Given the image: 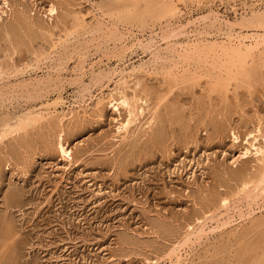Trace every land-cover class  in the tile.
I'll use <instances>...</instances> for the list:
<instances>
[{
  "label": "rangeland",
  "instance_id": "rangeland-1",
  "mask_svg": "<svg viewBox=\"0 0 264 264\" xmlns=\"http://www.w3.org/2000/svg\"><path fill=\"white\" fill-rule=\"evenodd\" d=\"M6 1L12 13L0 0V8L9 12L0 19V69L8 72L0 75V130L4 123L13 126L28 110L56 97L60 85L57 90L52 85L40 91L33 86L36 80L55 82L59 76L66 105L58 112L62 109L66 114L68 106L75 109L82 102L87 108L76 109L80 114L70 122L55 127L50 126L52 119L46 120L1 140L0 264H152L160 258L157 264H169L164 260L167 251L182 243L191 227L196 230L206 217L214 220L205 221L199 243L191 237L180 264H264V200L259 198L251 211L242 204V218L237 211L227 216L220 208L222 198L235 199L242 183L257 173L252 158L240 156L247 135L260 128L264 136V70L250 81H227L223 90L213 88L210 74L223 78L224 70L216 65L214 72L207 73L211 58L201 66L191 65L186 83L180 80L182 69L176 84L160 73L171 68L174 49L181 50L184 43L225 41L227 23H237L235 30L242 36H261L262 30L238 24L251 11L262 13L264 0H160L180 11L170 20L173 27L200 17L204 26L189 25L182 36L166 42L154 38L151 50L143 54L136 49L125 59L126 93L144 96L156 113L149 129L145 126L146 131L143 127L125 141L118 137L117 128L127 118L126 112L109 106V96L118 98L114 90L119 78H106L96 86L91 72L123 70L114 55L125 44L130 46L133 37L147 41L159 33V26L151 34V30L118 24L97 10L106 5L105 0ZM51 4L57 5L54 17L48 13ZM75 17L84 30L67 38L66 53L50 54L54 39L75 31ZM98 23L103 33L115 29L121 40L108 42L95 31ZM195 30L204 32L202 37ZM78 46L88 52L83 51L87 59L80 79L73 54ZM40 53L50 58L35 66L34 54ZM141 62L148 73L129 77L131 66ZM251 66L249 59L246 69ZM100 94L104 100L98 110L93 99ZM59 137L72 151L71 162L62 160ZM245 244L252 250H241Z\"/></svg>",
  "mask_w": 264,
  "mask_h": 264
},
{
  "label": "bare ground",
  "instance_id": "bare-ground-1",
  "mask_svg": "<svg viewBox=\"0 0 264 264\" xmlns=\"http://www.w3.org/2000/svg\"><path fill=\"white\" fill-rule=\"evenodd\" d=\"M105 1H106L105 2L106 5H104L101 8L102 9L105 8L107 13L106 12L102 13V11L100 10L101 8H98V7H97V10L99 12H101V14L103 16H108L109 18L110 17L115 18L117 21L116 23H118V24L128 25V26H131L132 28L137 27L138 30L141 29L140 31H142V32L144 31V29L145 30L147 29L149 31L151 30L150 31L151 34H154L153 30L157 26H159L158 27L159 33H155L153 37L148 36L150 38L148 40L146 39L147 40V41H145L146 43L142 41L143 39L140 40L136 37L134 38L133 35H132V37H133V41H132V37L130 35L131 41H132V43L130 42V46H126L128 44H125L124 46H122L120 48L121 51L118 54L114 55V57L112 55L113 58H117L118 62L121 63L122 66H124L123 70L122 69L118 70L119 71L118 73L116 71L117 70L116 68L112 72H110V71L104 72L102 70L98 71L97 73H94L93 71L91 72L90 80L96 86L102 80H104L106 78H108L107 79L108 81H110L113 78V76H116L119 78L118 82L115 81L116 83H118V86L114 90L115 94H117L118 98L117 99L113 98L114 97L113 95L109 96V98H110L109 99L110 100L109 106L113 111L119 112L120 110H123L124 112H126L127 118L123 122H121L117 128L118 137L121 138L120 140L125 141L130 136H134L136 131L141 132L143 127L145 128V126H146L149 129L156 120L155 119L156 113L154 112L155 107L151 108L150 106H148V104H147L148 100L146 98H143L144 96L142 98H140V97L138 98L135 94V91H134V94H132L131 96L126 93V91H125L126 90V85H125L126 83H125V77L124 76H128V75H125L126 74L125 66L127 64L125 59H127V57H131V55L135 52L136 49L141 50V52L143 54L146 53L147 51L151 50L152 49L151 44L154 43V41L156 40L154 38L158 37L162 41H165V40L167 41V40H169V38L174 39V38H178L180 35L182 36L183 33H186L185 31L189 27V25H191V26L192 25L196 26V24H197V26L202 25L201 22L204 21V18L200 17L199 19L197 18L196 20H193V21L191 20L189 22H186L185 24H179L180 26L175 25L176 27H173L172 25H170V20L173 19V17L175 15H177V14L180 15V11L179 10L177 11L176 6L172 3H164V2H161L160 0H109V1L105 0ZM105 3L103 2V4H105ZM52 4H51V7L49 6L50 8L48 10L50 17H54V15H57V12H58L57 5H52ZM103 4H101V6ZM2 6L7 8L9 10V12L12 13V9L6 0H3ZM2 9L0 8V19H2L1 15H3V14L8 15V13H9V12L8 13L6 12L7 9L6 10H2ZM75 18H76V22L74 25L75 31L70 32L69 34L67 33L66 35H64L63 39L58 38L56 42L54 39V41H52L53 44L51 46L53 52H51L50 54L61 55L62 53H66L68 51L67 50L68 46H66L67 45L66 43H69L67 38L70 36H73L75 33H79L78 31L80 29L84 30L83 26L81 25V20L79 21L77 19V17H75ZM79 19H81V18H79ZM26 22H27V20H26ZM161 22H165L163 24L164 27H162ZM216 22H217V20L215 21V23ZM204 23L206 26V21ZM210 23L211 22H209V24ZM213 24H214V22H213ZM213 24L209 25L210 27H208V28H211V29L214 28L215 25L213 26ZM218 24L220 25V23H218ZM236 25H237V23L236 24H230V23L225 24V28L228 32H227V34H225L226 40L223 42H220V43L209 42L208 43L206 41L205 43H203L202 42V41H204V39H203L202 41L199 40V42L196 40L195 42H191V43L188 42L186 44L184 43V46L181 47V50H179V51L174 49L173 54H172L173 55L172 60L170 62L171 68H169L166 71L161 70V72H160V73H162L161 75L162 76L166 75L168 78H171L170 81H172L174 84H176V81L178 79L177 76L180 74V70L182 69V70H184V73H182L180 80H181V82L186 83L190 80L188 68L191 65L193 66V64L194 65L195 64H197V65L204 64V63H206L207 59L211 58L212 63L210 64V67H212V68L209 69L207 73L214 72V70L216 69V65H218L217 66L218 70H220V71L224 70L223 73L225 74V77H223V78L220 76L221 74L218 76L214 75V73L210 74V75H212V77L214 79V85H213L214 87L213 88L223 90L227 87L224 84L227 81L238 80V79L246 81V80H249L251 76L255 77L258 74L257 73L258 70H260V69L264 70V33L261 36L260 35L258 36V34H257V36L252 35L249 37L250 38L249 39L248 37L242 36L238 32H236V30H235V28L237 27ZM98 26H99V27H97L98 29L96 28L95 31H97L98 33L99 32L103 33V31L101 29L102 26L100 25V23H98ZM202 26H204V25H202ZM238 26L240 28H243V27L246 28L245 26H247V28L253 27V29H259V30H262L264 32V10L262 13H259L256 11H251V15L248 18L247 17L241 18V24H238ZM27 27H28V25H27ZM217 29L219 31V27ZM107 30H109V29H107ZM203 30H205V27L203 28ZM195 32H196V30H195ZM222 32H223V30H222ZM11 33H13V31ZM196 33L198 34V36H201V37L204 34V32H202V33L196 32ZM206 33H207V31H206ZM116 34H117V31L115 32V29H113V30H109L108 33H103V36L107 37L105 39H108V42L109 41H113V42L120 41L121 37H119ZM77 35H79V34H77ZM117 36H118V38H117ZM200 39H202V38H200ZM246 39H248L247 44H246ZM128 40H129V38H128ZM80 48L81 47H79V49L75 47L74 51H73V54L76 55V57L78 58V62H79V68H78L79 75L77 76V78H79V79H80V76L83 74L82 73L83 65H84L85 59H87L86 53H88V52H86V50H87L86 48H85L86 50L84 49L85 51L82 50V52H81ZM58 49H60L62 51L58 52ZM83 51L86 53H84ZM41 53H40V55L34 54L35 60H32V61H34L33 63H35V66L36 65L38 66L39 63H43V61L48 60L50 58V54H48V55L44 54L43 55ZM63 55H65V54H63ZM150 55H151V53H150ZM152 55H153V53H152ZM60 58H62V57H60ZM249 59L252 61V66H251V69L248 71L246 69V64H247V60H249ZM108 60H110V59H108ZM62 61H63L62 59L61 60L59 59L58 63L63 64L65 62L64 61L62 63ZM28 66H30V65L28 64ZM31 67H33V66H31ZM58 67H59V65H58ZM92 67H94V66H92ZM146 67H147L146 64H143L142 62H141V64L139 63V65H137V66H131L129 77L135 78L136 74H139V73L147 74L149 69H146ZM26 68H27V66H26ZM54 68H55V70L57 69V67H54ZM14 69H17V68L14 67ZM58 70H60V69H58ZM3 71L2 70L0 71V75L4 74L5 76H7L6 73L8 74V72H6V70L4 72ZM8 71H9V69H8ZM10 71H12V73H14L13 69ZM17 73H18V71H17ZM157 74H159V73H157ZM194 76H196V75L194 74ZM58 77H56V80H54L55 82H53L49 78L47 79V82H43L42 80H36V82H35L36 85L34 84L33 86L40 91H44V90L46 91L47 89L49 90V88H52L51 87L52 85L57 90V87L60 85L59 89L57 90L56 97L52 100H46V102L41 104L39 108L28 110L21 117L19 116L20 118H18V119L16 118L17 120H16V122H14L15 124H13V126H11V124L9 125L7 123H4L1 127V130H0V142L6 136H9L13 133H17V132L19 133L21 131H25L26 129L34 127L35 125H37L43 121H46V120H50V119L53 120V121H51L50 126H55V125L61 124V123H63L64 120L70 122L80 114L78 112L79 109L83 110L84 107L87 108V105L82 102V103H78L77 107L75 109H74V106H72V105L68 106L67 107L68 112L66 114L64 113V111L62 109H60L62 111V113L58 112V108H60V107L64 108L66 105L65 102L63 101L62 97H61V92L63 90L62 89L63 88L62 81ZM1 81H2V77H1ZM79 83H80V81L78 80L77 84H79ZM31 84H32V82H31ZM134 86H136V87L139 86L138 80H137V83L134 84ZM169 86H170V89H171V87H173V85L171 86V83H169ZM52 91H54V90H52ZM52 91H50V92H52ZM90 99H92V97ZM93 100L96 101L94 106L96 107V109H98L97 107L101 106L104 99L101 97V94H100V97H98V96L94 97ZM144 105H146V106H144ZM76 109H78V110H76ZM142 121H145V122L142 124L141 123ZM137 122H138V124H137ZM132 125H134V128H135L134 130L132 129L133 128ZM145 131H146V128H145ZM156 134H158V133H156ZM260 138L263 141L262 143L260 142ZM234 140L237 141L238 138L234 136ZM58 143H59L58 146H59V150L61 152L62 160L66 161V162H71L72 161V151L69 149V147H66V145H65V143L61 137H59ZM245 145H246V147H244V152L241 154L240 158H243V159L252 158L253 162L255 163V170L257 173L255 174V176L252 179L245 180L242 183L241 190L238 193H236L237 198L235 197V199H233V198L229 199L228 197H224L221 199L220 208L225 211V214L227 216H229L230 212L232 213V212L237 211L239 218H242L244 216L243 210H242V208H240V206H242V204L246 207L247 211L248 210L251 211L252 205H254L253 207L257 206V204H258L257 201L259 198L261 200H264V136L261 134L260 128L256 129L253 133H250L249 135H247V139L245 140ZM262 202H264V201H262ZM233 214H231V215H233ZM248 215H250V214H248ZM207 219H209L211 221L214 220L213 217H210V218L206 217L203 219L202 222L197 221L198 226H197L196 230L194 227H191L190 231L187 232V234L182 239V241H181L182 243H177L176 245L173 244L174 247H172L170 251H167L168 254L165 253L166 256H164V257L166 259L164 258V260H168V262H170L169 264H171V263L172 264H174V263L180 264L182 256L187 253L186 250L189 249V245L192 244L191 237H193V239H195L196 241L197 240L200 241L202 239L201 235L204 232V227L206 225L205 221H207ZM227 223H225L224 225H227ZM257 223L260 224V222H257ZM254 224H251V225H253V230L255 229V225H256V224L255 225ZM228 225H229V223H228ZM236 228H238V227H236ZM205 236H206V234L203 235V237H205ZM241 242H243V241H241ZM245 242H243V243H245ZM241 245H243V244H241ZM241 247H242L241 250H243L245 252L249 251L250 249L252 250V248H251L252 246H246V244H245V247H243V246H241ZM238 251H240V250H238ZM160 259H163V258H160ZM160 259H158V260H160ZM157 261L155 260L154 261L155 263H152V264H157ZM183 263H185V262H183Z\"/></svg>",
  "mask_w": 264,
  "mask_h": 264
}]
</instances>
